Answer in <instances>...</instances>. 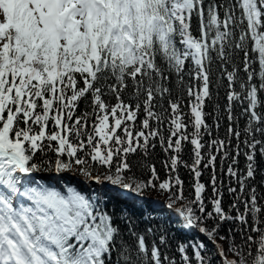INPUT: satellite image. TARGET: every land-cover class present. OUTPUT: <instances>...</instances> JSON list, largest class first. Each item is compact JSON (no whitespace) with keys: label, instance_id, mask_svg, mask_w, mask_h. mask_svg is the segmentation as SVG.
Returning a JSON list of instances; mask_svg holds the SVG:
<instances>
[{"label":"snow or ice","instance_id":"obj_1","mask_svg":"<svg viewBox=\"0 0 264 264\" xmlns=\"http://www.w3.org/2000/svg\"><path fill=\"white\" fill-rule=\"evenodd\" d=\"M0 264H264V0H0Z\"/></svg>","mask_w":264,"mask_h":264},{"label":"trees","instance_id":"obj_2","mask_svg":"<svg viewBox=\"0 0 264 264\" xmlns=\"http://www.w3.org/2000/svg\"><path fill=\"white\" fill-rule=\"evenodd\" d=\"M149 195L155 196V193H152V194H149ZM145 203H146V205L151 204V203H148V202H145Z\"/></svg>","mask_w":264,"mask_h":264}]
</instances>
